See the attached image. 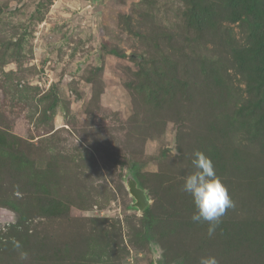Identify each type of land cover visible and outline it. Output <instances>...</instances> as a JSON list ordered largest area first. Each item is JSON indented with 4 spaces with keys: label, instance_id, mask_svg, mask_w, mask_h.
Segmentation results:
<instances>
[{
    "label": "rangeland",
    "instance_id": "374dc122",
    "mask_svg": "<svg viewBox=\"0 0 264 264\" xmlns=\"http://www.w3.org/2000/svg\"><path fill=\"white\" fill-rule=\"evenodd\" d=\"M197 150L234 202L211 237ZM160 250L264 264V0H0V264Z\"/></svg>",
    "mask_w": 264,
    "mask_h": 264
},
{
    "label": "clouds",
    "instance_id": "9594fccd",
    "mask_svg": "<svg viewBox=\"0 0 264 264\" xmlns=\"http://www.w3.org/2000/svg\"><path fill=\"white\" fill-rule=\"evenodd\" d=\"M174 155L179 152L174 150ZM191 165L194 171L184 177L181 190L191 197L194 212L191 220L194 223L208 224L207 234L211 237L221 223V218L228 209L234 207L227 188L217 177L212 160L203 152L197 150L193 153ZM14 247L21 249L20 242L14 241ZM22 261L28 259V253L19 252ZM156 261H163V251L156 253ZM200 264H217L214 257L201 258Z\"/></svg>",
    "mask_w": 264,
    "mask_h": 264
},
{
    "label": "water",
    "instance_id": "95a60500",
    "mask_svg": "<svg viewBox=\"0 0 264 264\" xmlns=\"http://www.w3.org/2000/svg\"><path fill=\"white\" fill-rule=\"evenodd\" d=\"M129 186H130V193L132 194V196L136 201L135 205L139 208V210H143L148 204V200L145 196L144 191L136 188L135 182L133 180L130 181Z\"/></svg>",
    "mask_w": 264,
    "mask_h": 264
}]
</instances>
